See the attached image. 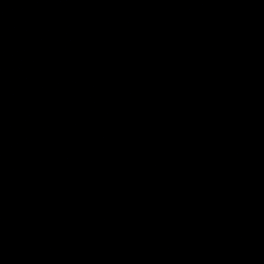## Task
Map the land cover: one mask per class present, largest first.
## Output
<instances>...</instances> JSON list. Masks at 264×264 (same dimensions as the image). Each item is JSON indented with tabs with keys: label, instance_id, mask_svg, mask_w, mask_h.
I'll list each match as a JSON object with an SVG mask.
<instances>
[{
	"label": "water",
	"instance_id": "95a60500",
	"mask_svg": "<svg viewBox=\"0 0 264 264\" xmlns=\"http://www.w3.org/2000/svg\"><path fill=\"white\" fill-rule=\"evenodd\" d=\"M0 264H264V0H0Z\"/></svg>",
	"mask_w": 264,
	"mask_h": 264
}]
</instances>
